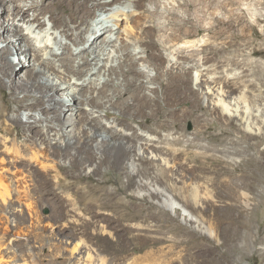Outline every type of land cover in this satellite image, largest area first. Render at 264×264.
<instances>
[{"label": "rangeland", "instance_id": "obj_1", "mask_svg": "<svg viewBox=\"0 0 264 264\" xmlns=\"http://www.w3.org/2000/svg\"><path fill=\"white\" fill-rule=\"evenodd\" d=\"M179 1L182 5L179 9L181 10L179 17L168 12L170 5L165 7L146 2V9L152 14V20L147 26L153 25L156 28L152 37L159 44L156 52L166 58L161 66L162 71L170 68L175 62H182L181 66L189 68L188 72L194 78L188 84L189 89L181 90L178 84H175L174 89L169 90V97L174 102L171 105H167L166 101L162 100L163 96L158 94L160 99L158 115H154L149 108L140 110L132 107L129 112L121 111L120 99L118 96L113 97L102 112L98 113L103 120L94 119L91 122L101 126L107 119L113 121L117 117L124 120L123 126H130L137 134H150L162 141L165 135L170 134V140L174 138L179 140L178 143L172 144L170 150L184 149V154L177 160L180 162L188 160L187 170L182 172L180 182L173 181L176 186L169 192L173 200L182 205L183 195L180 189L198 187L201 196L198 197L202 199L199 205L188 208L191 214L188 215L190 218L187 217L189 220L185 219L182 208H178L176 212L164 209L159 200L152 196L157 192L151 188L143 187L142 196L134 193V188L140 183L141 178L153 180L157 188L165 190L171 182L167 175L157 176L155 179L153 170L159 167L141 164L139 152L131 151V160L147 174L144 176L145 179L135 176V186L126 188L127 175L130 173L126 161L123 166H111L110 169L105 165L99 166L100 158L111 153L103 149L94 151L91 146H86L85 148L92 152L86 164L80 166L76 174L82 177L80 181L82 187H95L100 184V192L95 200L98 204H93L92 209L86 210L84 202L76 206V210L73 211L72 207L68 206L69 201L61 198L62 193L58 190L52 192L51 196L50 194L46 196V193L40 194L39 203L34 208L35 216L33 214L30 216L24 207H22L24 214L16 213L9 216L14 220L23 217L22 227L26 235L15 234L12 224H9L10 219L8 220V217L0 212V233L7 224L10 225L11 240L14 241L15 252L9 255H14L13 257L16 254L25 255L27 259L25 264H67L72 249L87 245L105 260L117 264H264V112L259 117L251 116L248 128L243 118L245 116L243 103L248 104L252 109V98L256 95L264 97V80L260 76L261 71L264 74V0H235L237 4L231 7L232 12H212L206 8V0H194L201 3L192 11L186 12L184 3L188 0ZM161 2L165 1L161 0ZM21 3L29 4L24 0ZM178 5L177 3L175 7L178 8ZM35 13L38 12L29 11L28 15L32 17ZM95 15L104 18L106 14L91 8L89 15L82 20V38L87 39L90 36L85 33L86 28H95L92 23ZM230 15L232 19H235L236 15L242 17L243 25L246 22L252 23L259 36L253 38L247 36L240 47H227L231 32L234 30L230 32L222 30L227 27L225 22ZM181 19L189 20L190 23L185 25L186 21L180 22ZM218 19L223 22L218 23ZM39 22L67 43L73 51L83 47L88 48L90 45L91 40L73 46L69 38L60 34L59 29H52L46 16L40 18ZM61 23L68 24L71 29L69 34L77 26L69 23L66 15H62ZM176 23L184 24V27L191 29L192 33H195L196 29L202 31L192 38H182L174 44H163L168 35L175 34ZM240 27L241 25L235 28V33ZM113 38L116 36L113 35ZM12 40L8 38L6 42ZM18 44L20 46H16V52H13L10 58L15 64H22L23 67L17 68V74H14L15 87L22 91L17 93L16 97L21 100L26 92L30 93L21 86L27 88L30 86L25 82V72L31 71L32 62L23 53L22 43ZM2 46L3 42H0V48ZM254 50L256 54L252 55ZM178 53L189 56V60L177 61ZM205 55L209 57V61L203 63L202 57ZM230 55H237L239 61H229L227 58ZM92 56L87 54L85 58L91 60ZM117 63L118 59L114 64ZM134 69L145 71L150 76L157 74L152 67L148 68L144 64H138ZM197 74H204L208 79L202 87H199L195 80ZM122 78L119 76V80H115L114 88L123 89ZM0 79L5 82L9 80L1 74ZM75 79L74 77L72 82ZM217 79V82H211ZM166 82L167 77L161 76L159 83ZM139 83L144 85L142 92L149 96H154L150 92L151 89L159 87L158 83L148 82L144 78H140ZM6 92L9 90L7 89ZM122 92L124 98L130 94L125 90ZM30 95L39 96L37 93ZM219 100L225 105L231 103L229 105L231 115L223 112L221 106H215L216 103H220ZM28 102L30 103L31 100ZM64 103L65 110H70L69 103L67 104L66 101ZM110 104L113 106L110 107ZM58 106L60 105H57V108ZM16 108L15 104L10 103V116L14 115ZM86 109H88L87 105L76 106L74 112L77 114L75 121L78 127L90 120ZM235 110L237 111L234 113ZM132 112L137 114L133 115ZM20 113L22 120L25 121L28 111ZM30 113L40 115L36 111ZM145 118L149 119L148 122H144ZM222 128H227L230 131L229 135H221ZM258 128L260 131L257 130ZM252 134L258 135L252 139ZM84 138L85 136L79 140V146L83 145ZM216 138H222V143L212 146L210 143ZM103 139L106 138L97 137L98 143ZM73 141L78 142V140ZM119 142L116 141L117 144ZM230 143L237 145L234 147ZM104 147L107 148L108 145ZM166 153L170 156L168 151ZM193 155H205L213 160H219L221 167L211 165L212 161L207 164L201 161L195 163ZM60 164L68 167V163L60 161ZM94 168L98 171L94 172ZM217 168L222 171L216 172ZM229 181L233 185L231 189L224 187ZM116 189L121 190L117 198L124 203L122 207L118 211L101 208L99 203L107 202L106 195ZM81 193L82 190L79 191V194ZM204 193L207 195L204 196ZM58 202L63 203V210L59 209ZM101 229L106 230V233L101 234ZM18 243L28 244L29 248L22 246L20 249ZM18 264L23 262L18 260Z\"/></svg>", "mask_w": 264, "mask_h": 264}, {"label": "bare ground", "instance_id": "obj_2", "mask_svg": "<svg viewBox=\"0 0 264 264\" xmlns=\"http://www.w3.org/2000/svg\"><path fill=\"white\" fill-rule=\"evenodd\" d=\"M21 1L0 0V42H3V46L0 48V74L9 79L8 82L0 79V212L9 220L16 213L24 214V210H22V207H24L30 216L32 214L35 216L34 208L39 203L38 197L40 194L46 193V196L47 194L51 196V193L56 190L62 193L61 198L69 201L68 206H71L73 211L76 210V206L84 202L86 210L92 209L93 204H98L95 200L100 192V184L95 187H82L80 186L82 177L76 172L80 166L86 164L92 150L103 149L110 152L111 155L100 158L99 166L105 165L110 169L111 166H123L124 161H126V165L130 169V173L127 175L126 188L135 186V176L145 179L144 176L147 174L131 160V151L139 152L141 164L158 166V169L153 170L154 178L157 179V176L166 175L170 177L171 182L168 188L166 190L159 189L155 186L153 180H142L141 178L140 183L134 188V193L142 196L143 187L151 188L157 192L153 193L152 196L159 200L164 209L176 212L178 208H182L186 216L185 219L189 220L187 217L191 214L188 208L199 205L202 199L198 193V187L193 186L187 190L185 188L180 189L183 195L182 205L174 201L169 192L174 189L176 182H180L182 172L187 170L186 162L188 160L183 162L177 160L179 156L184 154V149L170 150L172 144L178 143L179 140L175 138L170 140V134L165 135L163 141L159 138L157 140L156 136L153 137L150 134H137L130 126H123L124 120L117 117L113 121L107 119L101 126L91 122L94 119L103 120L98 113L102 112L113 97L118 96V99H120L119 109L121 111L129 112L132 107L140 110L149 108L154 115H158L160 111L158 94L163 96L162 100H165L167 105H171L174 102L169 97V90L174 89L175 84H178L181 90L187 91L189 89L188 84L194 78L188 72L189 68L181 66L182 62H175L170 68L162 71L161 66L166 58L156 52L159 44L152 38L156 30L155 26H147V23L152 20V14L146 9V2L165 7L170 5L168 12L179 17L181 12L179 9L182 8L180 1L24 0L28 1L29 4H22ZM90 2L92 3L90 4ZM177 3L179 4L178 8L175 7ZM200 3L201 1H185L186 12L192 11ZM235 4H237L235 0L205 1L206 8L212 12H232L231 7ZM91 8H96L106 15H104V18L94 16L92 23H94L95 28L88 27L85 29V33L90 34L89 38L85 39L81 37L83 29L81 25L84 17L91 12ZM29 11L38 13L29 17ZM62 15L68 17L69 23L78 26L73 28V31H76L75 33L73 31L71 34L68 33L71 29H69L67 23H61ZM43 16L48 17L52 29H59L60 34L69 38L73 46L91 40L89 47L73 51L67 43L39 22V19ZM182 21H186L185 25L190 23L189 20L181 19L180 22ZM217 21L218 23L223 22L220 19ZM242 21L243 18L239 15H236L235 19H232V15H230L226 20L227 27L222 31L230 32L234 30V32H231L227 47H240L247 36L250 35L252 38L259 36L252 23L246 22L243 25ZM90 25L92 24L90 23ZM239 25L241 27L235 33V28ZM201 31L196 29L195 33H192L191 29L184 27V24L176 23L175 34L168 35L163 44H174L182 38H192ZM112 34L116 38H113ZM8 38L13 40L6 42ZM19 42L22 43L23 53L32 62L31 71H26L25 68V82L30 86L29 88L21 86V88L28 90L31 94L37 93L39 95L34 97L26 92L21 100L16 97V94L22 93V91L20 92V89L18 90V87H15L14 74H17V68L23 67L22 64H15L14 60L10 58L13 52H16V46H20ZM87 54L93 55L91 60L85 58ZM254 54H256L255 50L252 51V55ZM177 57V61H180V59L189 60L187 55L178 53ZM117 59L118 63L114 64ZM227 59L232 62L239 61L237 55H230ZM202 61L203 63L208 62L209 57L203 56ZM138 64L147 65L148 68L152 67L157 71V74L150 76L145 71L134 69ZM164 75L167 77V82L160 84V77ZM119 76L123 77L121 82L124 86L123 89L114 88L115 80H119ZM260 76L264 80L262 71ZM74 77L76 79L72 82ZM140 78L159 84V87L150 90L154 96L142 92L141 89L144 85L139 83ZM102 79L104 80L102 81ZM195 80L199 87L208 82L204 74H197ZM215 81L217 82L218 79L211 82L215 83ZM7 89L9 92H6ZM122 90L130 92V94L124 98ZM29 100H31L30 103ZM64 101L67 104L69 103L70 110H65ZM219 102L215 106H221L223 112L225 111L231 115L229 113L231 103L225 105L220 100ZM10 103L17 106L13 116L9 115V112H11ZM81 104L87 105L88 109L86 111L90 120L78 127L75 121L77 114L74 111L76 106L78 107ZM57 105H60L59 108H57ZM243 105L245 109V112H243L245 115L243 117L244 124L248 128L250 117H259L264 112V97L256 95L252 98V109L248 104L243 103ZM112 106L113 104H110V107ZM235 107L238 109L237 106ZM21 111H28L25 121L22 120ZM31 111L39 112L40 115H33L30 113ZM132 113L133 115L137 114ZM108 116L106 115V117ZM148 120V118H145L144 122H148ZM139 125L141 126L140 122ZM257 130L260 131V128ZM129 131L132 132L129 133ZM229 132L227 128H222L220 134L227 135ZM257 135L252 134V139L256 138ZM83 136H85L82 141L83 145L79 146V140ZM248 136L250 137V135ZM97 137H105L106 139L98 143ZM140 139L142 141H138ZM73 140H78V142ZM117 140L120 141L119 144L116 143ZM217 143H222V138L213 139L210 144L213 146ZM230 144L234 147L237 145V143ZM105 145H108V147H104ZM86 146H91L92 150L85 148ZM167 151L170 156L167 155ZM193 157L195 163L201 161V163L207 164V162L212 161L211 165L220 166L219 160H213L211 157L205 155H193ZM142 159H145V161ZM60 161L68 163V167L61 165ZM215 170L216 172L222 171L219 168ZM93 171L98 170L94 168ZM230 182H227L224 187L233 188ZM81 190L83 193L79 194ZM120 192V189H116L111 194L106 195L108 201L99 203V206L118 211L124 204L122 201H118L120 199L117 197ZM206 195L204 193V196ZM58 207L63 210V203L58 202ZM21 220H23V217L17 220L10 219L9 224H12L15 234L26 235ZM9 228L10 225L7 224L0 233V264H18V260L25 264L27 260L25 255L16 253H14L16 254L15 257L9 255L15 252L13 248L14 241L11 240V230ZM100 233L105 234L106 230L101 229ZM18 244H20V249H22V246H25L26 249L29 248L28 244ZM67 264L117 263L105 260L93 248L83 245L71 250V257Z\"/></svg>", "mask_w": 264, "mask_h": 264}]
</instances>
